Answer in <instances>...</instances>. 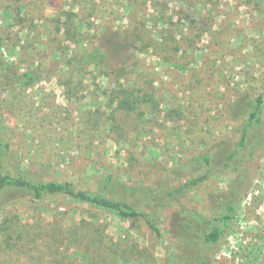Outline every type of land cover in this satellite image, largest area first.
<instances>
[{
  "label": "rangeland",
  "instance_id": "obj_1",
  "mask_svg": "<svg viewBox=\"0 0 264 264\" xmlns=\"http://www.w3.org/2000/svg\"><path fill=\"white\" fill-rule=\"evenodd\" d=\"M95 1L105 27L91 18L90 29L71 31L68 14H86L76 11L78 0H0L3 59L40 76L32 87L0 91L12 156L6 168L94 190L98 177L110 174L108 195L152 216L161 236L141 217L67 198L32 200L12 189L0 198V264H17V244L40 233L69 264H166L168 253L183 249L175 238L180 207L158 199V190L180 183L173 166H184L186 176L201 175L208 166L199 157L206 153L214 156L209 177L184 195L181 206L216 216L232 185L239 200L218 244L205 247L211 264H264V0H168L170 8H158L155 0ZM137 21L145 27L134 31ZM164 28L171 36L164 49L154 52L141 42L145 30L155 36ZM115 36L126 41L108 68L65 65L75 52ZM258 95L262 144L222 167L238 140L231 110L239 106L241 117ZM127 187L155 191L138 195ZM57 222L81 231L83 241L42 231ZM103 244L111 252L97 255L94 248ZM195 250L182 252L181 260Z\"/></svg>",
  "mask_w": 264,
  "mask_h": 264
},
{
  "label": "trees",
  "instance_id": "obj_2",
  "mask_svg": "<svg viewBox=\"0 0 264 264\" xmlns=\"http://www.w3.org/2000/svg\"><path fill=\"white\" fill-rule=\"evenodd\" d=\"M130 2L131 0H111ZM168 0H155L153 3L160 8H170L166 4ZM77 10L83 8L86 10L84 16H80L78 12H71L66 18L65 28L72 30L78 29H90L91 21L97 19L100 27H105V13L103 9H98L99 3L95 0H78ZM102 7V6H101ZM100 7V8H101ZM164 13L166 10H161ZM93 18V19H91ZM140 18V15H139ZM163 27H165V19H161ZM134 25V31L139 27L144 28L145 24ZM193 23V20L190 19ZM144 25V26H143ZM107 30V28H105ZM103 34V33H102ZM153 36L147 30L141 33L140 40L149 49L156 52L158 49H164L167 45L171 44V36L168 34L167 29L159 30ZM93 38L100 37L99 29L93 34ZM119 36H115L112 43L109 40L102 45L98 43H92L88 48L80 52H75L72 56L67 57L65 60V65L68 66H94L99 69L108 68L110 66V61L112 56L120 55L122 48V42L118 40ZM126 41V40H125ZM124 46V45H123ZM2 45L0 43V91H5L10 88H24L34 86L40 76L36 74L35 71L26 70L24 72H19L13 66H10L5 62L2 57L1 52ZM124 75H121L123 77ZM239 106L234 105L232 112V119L236 121L234 129L238 133V140L234 149L226 153L225 161L222 167L230 166L233 163H239L242 161V156L244 157V152L253 149L255 145L261 146V126H262V111H263V98L261 95L256 96L254 99L250 100L242 111L241 117L237 116ZM10 147V140L6 138L4 134V124L0 118V198L2 194L7 190H21L26 193L28 197L32 200L42 199L44 197H59L67 198L71 201L85 203L91 206L100 207L106 210L114 212L120 217H141L145 220L146 224L150 230L157 236H161L160 228L158 227L154 218L148 215L146 212L138 210L129 201L119 199L114 196L108 195V189L111 187V182L113 179L112 175H108L102 180L98 177V186L94 189H82L78 188L75 183L67 180H51V179H36L24 171H10L6 167L7 157H12L8 148ZM214 156H209L206 154H201L199 161H203L208 166L207 170L202 172L198 176H186L187 174H182L183 167L173 166L171 170V175L180 179V183L170 185L165 187L164 190H158L161 192L158 194V199L166 198L171 202H175L180 207V212L175 217V221L180 227L176 231L175 238L178 243L182 246V251L179 254L168 253L166 257V264H211L210 254L206 251L205 247H209L218 244L220 239L223 237L225 228L230 224V222L235 217V208L239 204V200L235 198L238 194L237 189L234 185L229 187V194H226L222 198L221 208L216 216L211 218L203 217L198 211H195L194 207H183L184 195L190 190L195 188L199 183L204 182L209 177V167L212 165ZM181 163V161H179ZM184 164V163H182ZM175 173H178L177 175ZM130 192H135L136 194H141L143 192H152L155 190H149L145 188H128ZM128 191V192H129ZM153 199V198H152ZM49 230L51 236L55 238H66L67 240L75 239L82 240L81 231L78 229L69 230L66 227L61 226L58 222L53 223L50 226H44L43 230ZM46 236L41 233L39 236L30 238L26 241H21L16 246V261L17 264H69L67 256L63 259L56 257L53 252L52 244L46 240ZM192 248L196 250L189 255H185L183 261L180 258V254L184 251H191ZM97 255L100 253L111 252L110 246L99 245L94 248ZM116 251V248H115ZM114 251V252H115ZM91 263L95 264L96 261ZM72 264V263H71Z\"/></svg>",
  "mask_w": 264,
  "mask_h": 264
}]
</instances>
